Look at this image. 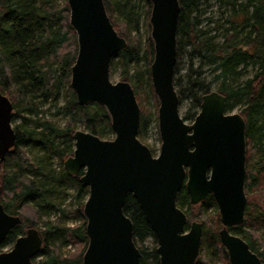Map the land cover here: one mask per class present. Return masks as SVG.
Masks as SVG:
<instances>
[{
	"label": "trees",
	"instance_id": "trees-1",
	"mask_svg": "<svg viewBox=\"0 0 264 264\" xmlns=\"http://www.w3.org/2000/svg\"><path fill=\"white\" fill-rule=\"evenodd\" d=\"M103 1L115 30L127 41L111 60L110 71L113 65L121 67L120 77L134 89L140 131L154 116L143 100L146 88L153 94L149 71L153 47L147 22V33L141 34L139 11L142 4L148 18L151 4L149 0ZM179 6L173 81L180 104L188 98L198 109L201 95L215 89L226 95L227 111L239 107L245 120L246 155L252 148L256 152L253 163L246 162L245 189L249 190L264 183V0H179ZM68 15L66 0H0V90L12 103L16 135L14 147L0 160V202L7 213L22 219L4 246L27 227L41 224L42 248L33 258L35 264H82L87 245L82 208L88 187L79 175L65 172L63 160L73 151L75 130L103 139L113 135L105 108L96 102L78 105L69 86L77 43ZM176 202L187 215L191 213L184 188ZM123 210L133 223L140 264H148L147 258L159 264L153 231L130 195ZM196 217L203 230L195 264H229L211 195L198 205ZM259 224L264 225V202L254 193L248 195L243 223L229 229L264 264ZM150 239L151 249L145 246ZM68 244L73 250L65 254L62 249Z\"/></svg>",
	"mask_w": 264,
	"mask_h": 264
},
{
	"label": "water",
	"instance_id": "water-1",
	"mask_svg": "<svg viewBox=\"0 0 264 264\" xmlns=\"http://www.w3.org/2000/svg\"><path fill=\"white\" fill-rule=\"evenodd\" d=\"M66 1L77 43L69 86L78 105L96 102L105 108L113 131L112 138L103 139L75 130L73 151L63 160L65 172L79 175L88 187L82 208L87 237L82 264H140L133 223L123 210L128 195L153 231L158 263L195 264L203 226L199 220L189 221L177 205L182 188L191 205L207 195L214 198L220 221L218 237L229 264H263L248 243L229 229L243 223L247 203L243 115L227 111V97L217 90L201 95L190 123L179 112L173 81L179 0H149L153 47L149 71L158 99L157 155L137 137L140 107L130 82L110 79V62L127 41L115 30L104 1ZM12 114L11 101L0 90V160L15 144ZM21 223V217L7 213L0 202V264H35L33 258L42 248L36 227H27L4 249L7 235Z\"/></svg>",
	"mask_w": 264,
	"mask_h": 264
},
{
	"label": "rangeland",
	"instance_id": "rangeland-1",
	"mask_svg": "<svg viewBox=\"0 0 264 264\" xmlns=\"http://www.w3.org/2000/svg\"><path fill=\"white\" fill-rule=\"evenodd\" d=\"M139 11L141 13L140 31H141L142 35L143 34L145 35V33H147L145 23L146 22H147L146 24H149V23H148V18L145 19V15H144V12H143L142 4H140ZM148 33L150 34V31ZM110 72H111L110 73V79H111L112 82L123 80L120 77L121 67H119L118 65H113ZM180 73L183 74V71H181ZM251 74H252V70H249L248 75H251ZM212 90H215V89H212ZM144 92L146 93V96L145 97L143 96L144 105L146 106V110L147 111H151L150 113L154 114V116L150 119L149 123H147L146 125H143L141 127L140 131H138L137 137L139 138V140L142 143H144L150 149V151L152 152L153 155H157L158 152H159V147H160V139H159L158 125H157V120H156V110H155V107L158 106V99H157V97L155 96L154 93L152 94L149 91L148 88H146L144 90ZM61 101H62V99L60 100V102ZM192 107H193L192 102L188 98L184 99L181 102L180 106H179L180 115L182 117L186 118V121L188 123H190L193 120V116L192 115H194L198 111V109H193ZM50 111L52 112V111H54V109H51ZM231 111L232 112H240V109H239V107H237V108H235V109H233ZM46 115L48 117H51L49 115V113H47ZM58 119H59L58 122L60 124H62L63 123V119L61 118V116H58ZM17 120H18L17 122H20V119H17ZM15 123H16V121H15ZM255 154H256L255 149L252 148L251 153L246 155V162H249V164H252L253 161H254ZM245 192H246L247 200H248V195H252V194L256 193L257 195L261 196V200H262V202H264V183L258 184L256 186H253L249 190L245 189ZM68 204H69V200L66 201V207L68 206ZM190 212L191 213L189 215H187L189 221L199 220L196 217V214L198 213V205L193 207L190 210ZM208 213H209L208 214L209 216H213V214H214L213 209L209 210ZM35 227L39 230L42 226H41V224H38ZM256 229H257V236L261 237V239L264 242V225L263 224H259L256 227ZM145 246L150 248V249L152 248L151 239L148 240L145 243ZM10 247H11V244H7L4 247V249L6 250V249H8ZM71 250H73V247L70 244H68L62 249V252L66 254V253H68ZM146 261L148 262V264H151V259L150 258H147Z\"/></svg>",
	"mask_w": 264,
	"mask_h": 264
},
{
	"label": "flooded vegetation",
	"instance_id": "flooded-vegetation-1",
	"mask_svg": "<svg viewBox=\"0 0 264 264\" xmlns=\"http://www.w3.org/2000/svg\"><path fill=\"white\" fill-rule=\"evenodd\" d=\"M156 120H157V118H156ZM112 137H113V136H112ZM112 137H111V138H112ZM138 139H139V138H138ZM143 144H144V143H143ZM184 189H185V188H184ZM185 190H186V189H185ZM207 196H208V195H207ZM199 204H200V203H199ZM199 204H197V205H199ZM197 205H191V206L194 207V206H197ZM183 210H184V209H183Z\"/></svg>",
	"mask_w": 264,
	"mask_h": 264
}]
</instances>
